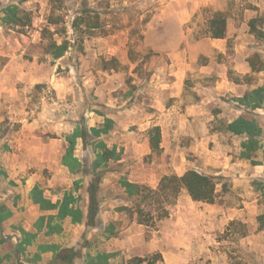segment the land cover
I'll return each mask as SVG.
<instances>
[{"label": "rangeland", "instance_id": "374dc122", "mask_svg": "<svg viewBox=\"0 0 264 264\" xmlns=\"http://www.w3.org/2000/svg\"><path fill=\"white\" fill-rule=\"evenodd\" d=\"M239 1L227 20L245 18L242 4L254 7ZM204 2L0 0V264H61L70 249L74 264L156 253L163 260L155 264L190 255V264H264V13L250 19L240 45L229 39L214 53ZM241 64L250 72H238ZM180 68L189 70L176 84ZM223 78L235 88L221 86ZM108 118L112 127L93 134ZM241 120L258 131L251 158L243 156L246 135L230 129ZM155 126L159 153L151 148ZM100 140L118 158L100 168L102 224L87 231V169ZM193 169L222 177L218 201L182 190L166 203L167 217L157 203L142 204L154 219L141 224L124 181L157 189L163 176ZM211 204L244 208L246 222L208 218ZM186 242L189 250H178Z\"/></svg>", "mask_w": 264, "mask_h": 264}, {"label": "trees", "instance_id": "16d2710c", "mask_svg": "<svg viewBox=\"0 0 264 264\" xmlns=\"http://www.w3.org/2000/svg\"><path fill=\"white\" fill-rule=\"evenodd\" d=\"M7 16L11 21L20 20L16 10H7ZM257 19L251 21V27L254 30L256 27ZM209 33L211 37L216 39H223L227 33V14L225 12H215L213 17L209 21ZM67 46L60 48V50L54 54L55 58H60L65 54ZM112 119H107L100 128L92 129L93 134L100 135L103 131H108L113 125ZM230 129L237 134H245L248 142L245 143L243 156L251 158V153L258 147V140L255 139L258 135L257 129L244 120L234 122L230 125ZM84 132V131H83ZM79 135L86 138L83 134ZM162 132L160 126H155L151 129V148L155 153H159L161 150ZM96 149L98 150L96 158L93 161L91 167L88 170L93 175L91 183L88 189L90 202L88 207V213L86 216L87 231L93 230L96 226L102 224L100 202H99V190L104 177L101 167L109 162L110 159H117L115 149H110L102 141L96 142ZM67 160V158H65ZM65 160V161H66ZM78 162L77 159H74ZM70 164V163H69ZM75 168H80L79 164L73 165ZM222 183V177H215L202 173L198 170H189L184 175H178L171 173L163 176L160 185L157 189L145 184L124 181L123 186L126 192L133 197V207L138 212V221L141 224H147L153 221V217L150 213L145 214V210L142 204H154L159 205V218L167 217L168 211L166 203L170 202V199L176 197L182 190H186L194 201H203L207 203H216L219 198L218 186ZM259 221L262 223L261 227L264 228V217L260 216ZM63 252V253H62ZM59 255V262L61 264H74L73 258L76 256L75 251L65 250ZM163 260L161 253H156L146 257H133L122 264H155L157 261Z\"/></svg>", "mask_w": 264, "mask_h": 264}, {"label": "crops", "instance_id": "0c3cea01", "mask_svg": "<svg viewBox=\"0 0 264 264\" xmlns=\"http://www.w3.org/2000/svg\"><path fill=\"white\" fill-rule=\"evenodd\" d=\"M234 1L241 2L239 0H205L203 3V6H207L209 9H211V13L214 14L215 12H228L230 10V4L234 3ZM250 4H252L254 7L250 6H244L243 4L241 7L245 11V18H241L240 13L238 12L233 13L231 16H229L227 20V33L226 37L223 39H216V38H209V41H211V46L214 48V53L216 51L219 52H225L226 50V45L227 41L229 39H233L237 45L241 44L242 39L247 36V27H249V21L250 19L254 18L257 16L259 12L264 13V0H247ZM200 6V5H199ZM200 7L197 6L196 9H193L194 12H198ZM253 9V10H252ZM187 16V15H186ZM213 17V16H212ZM210 17V19L212 18ZM249 18V19H248ZM180 22H183L181 19H179ZM187 19H185L186 21ZM208 42V40H207ZM240 53V52H239ZM241 57H245L244 54L241 53ZM243 68V69H242ZM250 65H235V69L240 72H250ZM189 69L187 68H180L179 70L175 71V75L177 76V79L175 81L176 84H183L185 81V76L187 74V71ZM206 69H201V72H203ZM220 84V83H219ZM221 86H224L230 90L233 88V84L229 81L223 78L222 83L220 84ZM239 86V85H238ZM201 103L193 104L192 106L195 107V111L197 110L196 106H201ZM198 114V113H197ZM180 175H184L183 173H178ZM138 183V182H135ZM207 213H209L208 218H211L212 215H218L219 213H223V217L221 218L225 223H229L231 220H235L236 218H242L246 214V210L244 208L242 209H231L225 205H217V204H211L208 205L207 207H204L203 215L207 216ZM243 222H246V219L242 218ZM2 239L4 237V230L0 229ZM11 238V237H9ZM178 250L182 251V246H185L186 250H189V244L188 242L186 243H177ZM183 252V251H182ZM191 262V255L188 257L187 261L184 262L181 259L176 261V264H190Z\"/></svg>", "mask_w": 264, "mask_h": 264}]
</instances>
